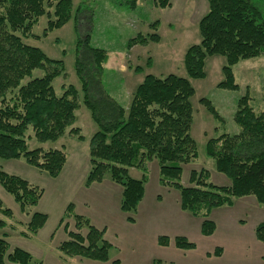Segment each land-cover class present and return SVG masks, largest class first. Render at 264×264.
<instances>
[{"label":"trees","instance_id":"1","mask_svg":"<svg viewBox=\"0 0 264 264\" xmlns=\"http://www.w3.org/2000/svg\"><path fill=\"white\" fill-rule=\"evenodd\" d=\"M138 0H122L121 5L134 8ZM165 9L169 0H152ZM207 12L198 21L200 42L190 46L183 57L188 78L204 79L207 58L222 57V81L218 88L238 91L234 67L241 61L256 60L264 55V0H206ZM71 0H0V159L20 160L51 178L60 175L67 161L64 149H28L26 132L30 128L38 143L56 142L66 132L83 141L73 124L75 111L83 105L97 127L88 144L90 169L86 184L101 183L108 174L111 182L121 188L120 210L130 214L144 195L147 165L156 161L158 183L179 192L182 211L201 217V233L210 236L215 225L208 219L211 210L232 206L234 199L253 197L264 206V109L256 111L246 91L236 102L234 122L240 131L236 135L222 133L205 144V154L215 170L229 180L228 186H215L208 181L206 170L191 171L189 186L180 184L182 166L197 158L196 143L190 136L193 109L190 99L194 89L187 79L169 75L144 77L135 88L127 108L119 105L100 86L96 77L101 69L99 54L89 44V35H77L75 44V75L80 89L68 85L57 95L52 83L64 73L62 60L48 58L40 49L24 43L42 16L47 24L42 35L58 30L76 16ZM157 22L152 24L156 30ZM77 32V27H75ZM157 34L137 35L127 48L158 42ZM36 70L40 77H33ZM25 79H28L23 83ZM81 94V104L79 97ZM200 104L214 118L222 121L211 102ZM141 172L140 179L129 175L130 169ZM0 186L12 197L19 211L27 217V232L31 238L43 228L47 215L33 212L43 191L26 180L0 170ZM0 214L11 218L10 209ZM72 220L74 231L68 223ZM128 221H133L128 218ZM6 222L0 219V228ZM66 233L59 251L66 257L98 262L109 261L111 244L104 239L105 229L92 226L89 219L77 215L68 204L58 222ZM85 230V234L82 231ZM255 238L264 244V222L255 227ZM160 246H168V238L158 237ZM174 245L181 250L194 248L184 237H176ZM220 251L219 249H216ZM31 255L19 248H10L0 239V264H30ZM112 264H119L114 261ZM153 264H160L154 262Z\"/></svg>","mask_w":264,"mask_h":264},{"label":"rangeland","instance_id":"2","mask_svg":"<svg viewBox=\"0 0 264 264\" xmlns=\"http://www.w3.org/2000/svg\"><path fill=\"white\" fill-rule=\"evenodd\" d=\"M71 1L74 12L79 10L76 24L71 19L62 28L43 37L47 16H42L31 30L33 37L24 40L48 58L63 61L64 73L52 83L57 95L68 85L80 89L74 70L77 35H89L90 46L99 54L101 72L96 79L122 107H128L133 91L148 75L187 79L194 89L190 99L193 109L190 136L196 143L197 158L182 166L180 184L188 187L191 171L206 170L210 183L228 186L229 180L215 170L213 161L206 156L205 144L222 133H239L233 114L237 100L246 91L252 107L256 111L264 109V55L256 60L241 61L234 67L238 91L218 88L217 84L223 79L222 57L206 59L204 79L188 78L183 65L186 50L200 42L198 21L207 12L206 0H169L170 7L165 9L155 7L152 0H138L134 8L121 5L122 0ZM155 22L154 31L152 24ZM139 34L144 37L157 34L159 41L128 49L129 40ZM42 75V71L36 70L32 78ZM203 98L211 102L222 121L214 119L200 104ZM79 102L81 104V94ZM75 116L73 127L80 130L83 141L66 132L56 142L38 143L30 128L26 132L30 150H65L67 161L58 177H49L28 166L23 159H0L1 171L20 177L43 191L32 211L46 214L47 221L35 236L26 238L22 234L27 232V217L20 213L18 205L0 186L3 207L12 212L11 218L0 214V219L6 222V226L0 228V239L4 238L11 249L19 248L29 253L30 264H112L116 260L119 264H153L157 261L160 264H264V244L254 235L255 227L264 222V206L257 204L253 197L234 199L230 207L211 210L208 219L214 223L215 230L205 236L201 233L203 219L182 211L179 192L158 183L155 160L147 165L144 195L134 213L126 214L120 210L122 190L110 181L108 174L101 183L88 186V144L97 127L83 105L75 111ZM129 175L133 179L141 178V172L134 168L129 170ZM68 204L75 205L74 212L88 218L92 226L105 229L104 239L113 245L108 262L70 258L59 251L58 246L67 236L63 228L58 227V222ZM65 223L70 231H74L72 220ZM158 237L168 238V246H160ZM176 237H184L194 244V248H176Z\"/></svg>","mask_w":264,"mask_h":264},{"label":"crops","instance_id":"3","mask_svg":"<svg viewBox=\"0 0 264 264\" xmlns=\"http://www.w3.org/2000/svg\"><path fill=\"white\" fill-rule=\"evenodd\" d=\"M74 206V211H75V205H73ZM81 216H84V215H81ZM96 227V226H95ZM96 228H98V229H100L99 227H96ZM106 232V231H105ZM104 237H105V233H104ZM107 241V240H106ZM108 242V241H107ZM109 243V242H108ZM111 244V243H110ZM111 246H113L112 244H111Z\"/></svg>","mask_w":264,"mask_h":264}]
</instances>
